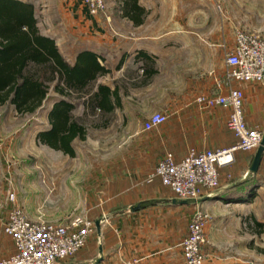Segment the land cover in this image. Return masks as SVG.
<instances>
[{"label": "crops", "instance_id": "0c3cea01", "mask_svg": "<svg viewBox=\"0 0 264 264\" xmlns=\"http://www.w3.org/2000/svg\"><path fill=\"white\" fill-rule=\"evenodd\" d=\"M20 1L32 4L37 15L44 0ZM109 2L99 16L91 15L81 0H58L55 7L48 0L43 9L55 16L51 22L56 34L51 37L64 59L74 65L80 55L85 60L96 58L110 70L106 77L112 79L103 83L105 77L101 82L115 90L121 102L108 119L82 117L85 139L74 140L73 157L58 152L75 158V144L88 139L87 127L93 122L96 129L120 122L128 145L122 163H110L102 176L94 173L92 182L97 186L92 189L97 192L91 197L94 210L90 215L95 224L101 222V232L96 227L87 246L73 259L58 264H185L180 243L188 235L196 211L205 210L213 217L205 227L212 245L227 216H235L237 227L260 223L254 206L264 197V157L258 173L252 175L256 151L236 152L234 163L221 170L220 196L201 204L180 203L183 200L161 180L147 183L148 175L168 153L180 161L192 150L226 149L237 143L228 128L231 109H205L197 102L199 96L227 95L231 88L242 90L247 125L264 131V86L229 84L225 55L234 49L235 39L226 24L218 20L212 24L210 7L137 0L138 8L133 9L122 7L119 0ZM49 103L45 113L48 130L53 99ZM120 113L121 120H117ZM154 113L165 114L168 121L145 132L144 123ZM103 208H107L105 212ZM244 212L250 213L244 216ZM219 215L224 219L217 218ZM216 252L209 254L207 264H254ZM14 253L11 239L5 254L9 258Z\"/></svg>", "mask_w": 264, "mask_h": 264}, {"label": "rangeland", "instance_id": "374dc122", "mask_svg": "<svg viewBox=\"0 0 264 264\" xmlns=\"http://www.w3.org/2000/svg\"><path fill=\"white\" fill-rule=\"evenodd\" d=\"M51 2L55 7L58 0ZM105 3L107 7L110 5L109 0H105ZM170 4L178 7H210L212 24L216 20L226 24L230 37L235 41L239 33L264 38V0H170ZM46 5L48 0L41 2L36 17L41 33L51 37L56 34L51 22L55 16L43 12ZM82 5L86 8L83 2ZM111 5L117 4L111 2ZM104 11L97 15L89 12L99 16ZM222 24L220 27L223 30ZM111 80L106 77L102 81ZM55 97L52 93L49 102ZM49 102L34 116H21L12 105L0 106V263L8 259L5 253L12 238L4 233V226L13 210H20L32 221L53 224L68 223L76 217L92 221L90 214L94 208L90 205L91 197L97 192V189H92L97 186L92 182L93 177L96 173L102 176L106 168L111 167L110 163H122L123 155L128 150L120 122L97 129L93 127L97 123L93 122L92 126L87 127L88 139L75 144L78 152L75 158L43 145L39 134L48 130L45 113L48 112ZM76 116L83 117L81 105L77 108ZM117 120H121V113ZM106 209L103 208V211ZM200 210L208 216V220L213 218L205 210ZM249 213L244 212V216ZM254 214L260 220L259 227L255 223L237 227L233 222L235 216L225 217L224 229L215 245L209 243L205 234L203 252L207 259L204 264L208 263L209 254L215 250L216 253L229 254L254 264H264V197L254 206ZM217 218L224 219L223 215ZM94 225L93 235L96 233Z\"/></svg>", "mask_w": 264, "mask_h": 264}, {"label": "built area", "instance_id": "2783aa9c", "mask_svg": "<svg viewBox=\"0 0 264 264\" xmlns=\"http://www.w3.org/2000/svg\"><path fill=\"white\" fill-rule=\"evenodd\" d=\"M93 14L106 10L105 0H82ZM226 78L229 84L251 83L264 86V38L239 33L235 47L225 55ZM245 96L242 90L231 88L227 95L197 98L205 109L228 107L231 113L228 128L237 143L226 149L192 150L177 161L168 153L155 170L148 175L147 183L161 180L179 200H198L221 190V170L234 163L238 151L255 152L261 145L264 131L250 128L244 117ZM168 117L163 113L152 114L144 123L143 130L152 132L165 124ZM13 200V199H12ZM208 216L198 210L189 226L188 235L181 243L185 264H204L203 252L205 227ZM93 222L76 217L68 223L53 224L32 221L20 210L9 214L4 231L15 246V253L0 264H58L71 260L82 250L94 232Z\"/></svg>", "mask_w": 264, "mask_h": 264}, {"label": "trees", "instance_id": "16d2710c", "mask_svg": "<svg viewBox=\"0 0 264 264\" xmlns=\"http://www.w3.org/2000/svg\"><path fill=\"white\" fill-rule=\"evenodd\" d=\"M119 1L122 7L138 8L137 0ZM84 58L80 55L74 65L64 59L55 40L41 33L32 4L0 0V106L34 116L54 93L51 128L39 140L70 157L74 140L85 139L84 118L108 119L121 104L117 92L101 82L110 70L96 58ZM79 105L84 118L74 115Z\"/></svg>", "mask_w": 264, "mask_h": 264}, {"label": "water", "instance_id": "95a60500", "mask_svg": "<svg viewBox=\"0 0 264 264\" xmlns=\"http://www.w3.org/2000/svg\"><path fill=\"white\" fill-rule=\"evenodd\" d=\"M263 157H264V134H263V140H262V143L260 145V147L256 150V153H255V156L253 158V161H252V164H251V167H250V173L252 175H256L260 169V165H261V162L263 160ZM222 193L221 190L215 192L213 195L211 196H205L203 198H200L198 200H184L180 203L182 204H201V203H204L208 200H212V199H217L220 194ZM96 227H97V230L99 232H101V222L98 221L96 223ZM99 263V262H98Z\"/></svg>", "mask_w": 264, "mask_h": 264}]
</instances>
